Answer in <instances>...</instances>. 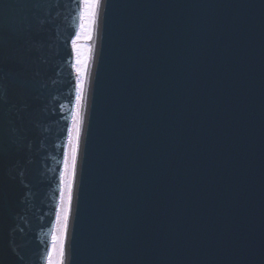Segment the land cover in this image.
I'll return each mask as SVG.
<instances>
[{
    "label": "water",
    "instance_id": "water-1",
    "mask_svg": "<svg viewBox=\"0 0 264 264\" xmlns=\"http://www.w3.org/2000/svg\"><path fill=\"white\" fill-rule=\"evenodd\" d=\"M80 13L0 0V264H46ZM95 21L61 264H264V0Z\"/></svg>",
    "mask_w": 264,
    "mask_h": 264
},
{
    "label": "rangeland",
    "instance_id": "rangeland-1",
    "mask_svg": "<svg viewBox=\"0 0 264 264\" xmlns=\"http://www.w3.org/2000/svg\"><path fill=\"white\" fill-rule=\"evenodd\" d=\"M94 0H81V13L80 22L77 33L72 42L73 50V70L76 79V98L74 101L73 111L71 115V121L69 125L61 177H60V191L59 199L57 203V209L55 213V220L50 237L49 248L46 258V264H61L62 250L65 232L63 231V219L65 215V208L67 207V185L66 180L71 179V189L73 177H70L69 173H66L65 161H69L71 164L72 148L74 145L75 130L77 124L80 125L81 109H82V92L85 84L87 70L89 68L91 50H92V38L94 32V23L96 9L86 8V3H93ZM68 217V213H67Z\"/></svg>",
    "mask_w": 264,
    "mask_h": 264
},
{
    "label": "snow or ice",
    "instance_id": "snow-or-ice-1",
    "mask_svg": "<svg viewBox=\"0 0 264 264\" xmlns=\"http://www.w3.org/2000/svg\"><path fill=\"white\" fill-rule=\"evenodd\" d=\"M86 8L88 9H97L99 7V0H94L93 3H86ZM95 15V13H93ZM79 136H80V129L79 124L76 126L75 135L72 139H74V145L72 148V155H71V164L69 166V161L66 159L65 167L66 173H69L70 177L75 176V166H76V153L79 148ZM67 185V207L65 208V215L63 219V231L66 232L67 230V213L70 211L71 207V200H72V193H71V179L66 180ZM63 255V251L61 252Z\"/></svg>",
    "mask_w": 264,
    "mask_h": 264
},
{
    "label": "bare ground",
    "instance_id": "bare-ground-1",
    "mask_svg": "<svg viewBox=\"0 0 264 264\" xmlns=\"http://www.w3.org/2000/svg\"><path fill=\"white\" fill-rule=\"evenodd\" d=\"M97 22L95 21L94 23V32H93V38H92V49L93 46L95 45V41H96V34H97ZM93 54V51L91 52V56ZM87 89H88V81L86 82V86H85V90H84V97H83V105H82V111H81V124H82V120H83V116H84V110H85V100H86V94H87ZM79 129H81V126L79 125ZM81 131V130H80ZM80 137V136H79Z\"/></svg>",
    "mask_w": 264,
    "mask_h": 264
}]
</instances>
